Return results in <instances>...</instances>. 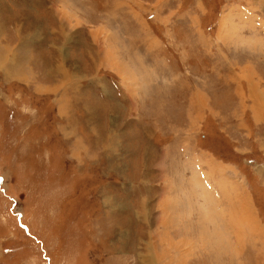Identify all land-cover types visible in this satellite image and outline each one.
<instances>
[{"label":"rangeland","instance_id":"obj_1","mask_svg":"<svg viewBox=\"0 0 264 264\" xmlns=\"http://www.w3.org/2000/svg\"><path fill=\"white\" fill-rule=\"evenodd\" d=\"M250 13L264 0H0V264H264Z\"/></svg>","mask_w":264,"mask_h":264},{"label":"crops","instance_id":"obj_2","mask_svg":"<svg viewBox=\"0 0 264 264\" xmlns=\"http://www.w3.org/2000/svg\"><path fill=\"white\" fill-rule=\"evenodd\" d=\"M249 12V11H248ZM258 14H260V13H258ZM261 15V14H260ZM249 19H250V22H251V24H253L254 26H256L257 28H259L258 30H252V32H251V35H248V36H254V38H256L257 40H259V42L261 43V47H262V52H260L261 50H259V53L260 54H262L263 55V57H264V21L260 18V17H258V16H256V14L254 15L253 13H250V14H248V15H246ZM248 19V20H249ZM222 18L220 19V20H218V26L220 25V27H221V23H222ZM0 24H1V22H0ZM217 26V27H218ZM251 26V25H250ZM251 28H253L252 26H251ZM1 31H2V28H1ZM3 33L4 32H2V34H1V36L0 37H2L3 36ZM205 33V32H204ZM214 35H212V38H221L222 40H221V42H222V44H223V46H221V52L223 53V55H226V52H227V48H229L228 46H225L226 45V40H227V38H228V36H229V33H227V32H225V31H223V30H215V32L213 33ZM28 38H30L29 36H27ZM30 40V39H29ZM7 46V45H6ZM6 46H2V48H5L6 49ZM251 55H253V54H251ZM256 55H257V53H256ZM255 55V56H256ZM254 56V55H253ZM255 63V62H254ZM255 64H257V63H255ZM256 66H258V65H256ZM14 70V68H12V71ZM247 79H244L243 81H244V85H242V86H244V87H246L247 89H246V92H249V94H250V96L252 95V90H251V88L250 89H248V87H249V82L248 81H246ZM248 94V95H249ZM249 99V98H248ZM250 99H252V101H254V98H250Z\"/></svg>","mask_w":264,"mask_h":264},{"label":"bare ground","instance_id":"obj_3","mask_svg":"<svg viewBox=\"0 0 264 264\" xmlns=\"http://www.w3.org/2000/svg\"><path fill=\"white\" fill-rule=\"evenodd\" d=\"M16 23V22H15ZM14 23V24H15ZM2 24V23H1ZM17 24H19L18 22H17ZM3 25V24H2ZM12 27V26H11ZM19 27V26H18ZM18 29V28H17ZM0 30H1V25H0ZM4 31V28H3V30H2V32ZM26 36V35H25ZM3 37V36H2ZM37 44V43H36ZM33 45V44H32ZM4 46H6V45H4ZM2 47V46H1ZM7 48V47H6ZM12 68V67H11ZM12 70V69H11ZM125 70V69H124ZM8 71V70H7ZM29 71V70H28ZM8 73V72H7ZM23 76V75H22ZM206 211V210H205ZM205 213V212H204ZM217 232V230H215L214 231V233H216ZM202 234H203V232H202ZM218 234V233H217ZM212 235V234H211ZM215 235V234H214ZM204 236H210V233L209 234H207V232L206 233H204ZM201 239V238H200ZM208 240V239H207ZM183 242V241H182ZM182 244V243H181ZM183 245V244H182ZM173 246H175V245H173ZM215 247V246H214ZM150 250V249H149ZM179 251V250H178ZM193 252V251H192ZM217 252V251H216ZM178 253V252H177ZM177 255H180L181 256V258L180 259H184V258H188L189 256H190V248H189V250H187L186 251V253H185V255L184 254H177ZM188 255V256H187Z\"/></svg>","mask_w":264,"mask_h":264}]
</instances>
